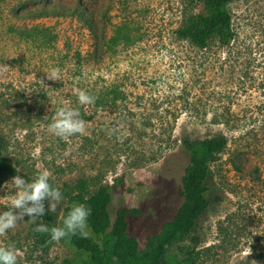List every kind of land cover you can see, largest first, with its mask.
<instances>
[{
  "label": "rangeland",
  "instance_id": "rangeland-1",
  "mask_svg": "<svg viewBox=\"0 0 264 264\" xmlns=\"http://www.w3.org/2000/svg\"><path fill=\"white\" fill-rule=\"evenodd\" d=\"M229 9L235 38L202 49L176 33L203 10L190 0H0V141L17 175L31 183L48 170L61 192L79 178L95 191L122 177L112 220L122 204L140 209L129 233L143 251L183 203L182 138L225 135L228 146L211 163V204L167 264L191 253L192 264H264V0ZM53 68L60 81L46 78ZM80 90L95 103L81 105ZM61 107L79 111L84 134L49 132ZM12 178L0 188V213L14 210ZM62 197L46 211L59 220L81 204ZM35 227L25 216L0 247L14 246L18 264H91L70 240L44 249Z\"/></svg>",
  "mask_w": 264,
  "mask_h": 264
},
{
  "label": "trees",
  "instance_id": "trees-1",
  "mask_svg": "<svg viewBox=\"0 0 264 264\" xmlns=\"http://www.w3.org/2000/svg\"><path fill=\"white\" fill-rule=\"evenodd\" d=\"M203 4V10L191 13L176 33L179 38L190 40L202 49L209 47L214 39L221 44L229 45L235 38L233 16L229 5L234 0H190ZM43 32V31H41ZM183 146L188 152L189 162L182 177L183 203L178 208L173 220L166 222L161 230L149 237L145 250H140L137 239L130 236V217L140 216L141 210L120 205L112 220L110 205L113 191L123 178L115 184L101 185L92 191L87 178H79L74 182L65 183L62 193L70 202H79L92 210L88 225L95 237L87 238L79 234L61 240H70L79 250L91 256V264H167L170 249L195 233L198 220L207 212L211 200L209 198L208 181L211 175V163L228 146V138L218 135L206 138L184 136ZM18 174V168L12 160L4 155L3 143L0 141V188L6 180ZM72 206L65 208V218ZM58 214L46 212L43 224L49 229L62 227L64 220ZM37 238L44 249H49L52 241L49 233H38ZM192 238H194L192 236ZM193 255L185 259L183 264H192ZM61 264H75L65 258Z\"/></svg>",
  "mask_w": 264,
  "mask_h": 264
},
{
  "label": "clouds",
  "instance_id": "clouds-1",
  "mask_svg": "<svg viewBox=\"0 0 264 264\" xmlns=\"http://www.w3.org/2000/svg\"><path fill=\"white\" fill-rule=\"evenodd\" d=\"M7 66H0V73L6 72ZM50 81H60L61 72L59 68H53L46 74ZM78 102L81 105H92L96 97L86 91L77 92ZM53 135L67 139L77 134H84L87 130V122L81 118L79 111L71 107H61L48 128ZM51 173L48 170L40 172L33 182L28 183L24 177L17 175L11 180L16 191L11 200L12 209L0 213V235L13 229L18 223L25 220V216L36 227L35 232L49 233L50 240L59 242L66 237L79 234L83 238L90 235L88 218L91 208L85 204L74 205L64 219L62 227L49 229L45 224H37V220L43 217L46 211H54L56 204L62 200V192L58 187L50 183ZM251 249H249V254ZM0 264H18V253L14 246L0 247Z\"/></svg>",
  "mask_w": 264,
  "mask_h": 264
}]
</instances>
